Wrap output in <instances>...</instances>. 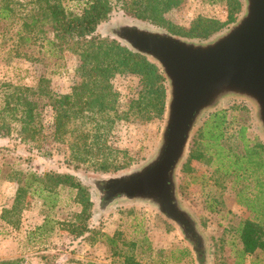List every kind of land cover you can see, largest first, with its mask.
<instances>
[{
  "label": "trees",
  "instance_id": "16d2710c",
  "mask_svg": "<svg viewBox=\"0 0 264 264\" xmlns=\"http://www.w3.org/2000/svg\"><path fill=\"white\" fill-rule=\"evenodd\" d=\"M183 1L0 0V57L3 61L23 58L48 65L58 63L67 52H72L79 58L77 70L81 78L69 93L56 92L45 76H40L35 84L3 82L0 136L11 137L16 133L19 143L32 149L39 135L48 134L66 145V162L74 168L107 173L128 165L131 157H120L121 150L114 139L118 122L130 117L149 121L155 115H163L168 94L166 79L158 64L118 40L97 33L98 27L110 18L117 3L136 19L164 26L187 38H209L227 24L203 15L194 18L189 27L171 23L165 14L180 7ZM220 1H226L229 21H234L243 8L242 0ZM127 73L139 77L141 88L124 105L114 82L117 76ZM48 108L50 121L45 118ZM226 127L225 111L212 114L206 120L195 137L187 168L193 159L216 157L234 179H238L241 170L252 169L259 191L252 197L245 195L243 189L239 200L258 214L243 220L238 232L244 254L264 252V142H252L247 137L246 127L241 126L235 136L240 147L234 146ZM8 150L16 152V147L0 149V181L18 183L10 212L19 214L33 197L43 199L48 209L55 208L62 190H75L81 211L63 223L76 236L94 231L89 227L93 202L89 189L79 179L68 172L19 168L20 164L16 166L8 159ZM51 226L52 219L47 214L43 224L33 232L50 231ZM119 235L117 232L108 236L111 245H116ZM131 245L134 248L136 243ZM148 248L152 249L150 245ZM161 252L159 263L167 264L170 254ZM185 252L190 253L188 249ZM126 255L125 264H141L135 255ZM44 257L50 259L49 255ZM0 264H22V259H3Z\"/></svg>",
  "mask_w": 264,
  "mask_h": 264
},
{
  "label": "rangeland",
  "instance_id": "374dc122",
  "mask_svg": "<svg viewBox=\"0 0 264 264\" xmlns=\"http://www.w3.org/2000/svg\"><path fill=\"white\" fill-rule=\"evenodd\" d=\"M243 10L244 5L234 21L241 16ZM199 15L227 22L214 34L234 22L229 21L226 1L220 0H184L180 7L165 14L171 23L184 27H189ZM120 19L139 21L126 14L117 3L110 18L99 25L97 33L118 40L109 26ZM149 24L170 31L164 26ZM9 59L11 60L7 62L0 57V91L5 81L35 84L40 76H45L56 92L69 93L73 85L81 80L77 70L79 58L72 52H67L58 63L48 65L23 58ZM114 84L124 105L141 88L139 77L128 73L117 76ZM221 111L226 112V131L231 144L240 147L235 136L241 126L246 127L247 137L252 142H264V133L258 126L254 106L242 98L225 100L205 114L192 134L188 154L177 172L179 195L207 238L209 264H264V252L257 251L252 255L243 253L238 232L243 220L254 218L258 214L239 200L243 189L245 195L252 197L259 191L255 186L252 169L241 170L238 179H234L233 175L226 173L225 167L220 166L216 157L210 160L193 159L187 168L197 133L212 114ZM45 118L51 120L50 108L46 110ZM164 122L165 112L163 115L153 116L149 121L135 117L120 119L115 130L116 146L121 150V158L131 157L132 160L128 165L107 173L69 166L66 162V145L48 134L39 135L32 149L19 143L16 133L11 137L0 136V149L16 147V152L8 150V159L16 163V166L20 164L19 168L37 172H68L80 180L89 189L93 202L89 227L94 230L76 236L63 223L73 219L81 211L75 190H62L55 208L48 209L43 199L33 197L27 208L19 214H13L10 210L18 183L3 180L0 181V260L21 258L22 264H125L126 254H133L141 264H161L159 259L163 250L170 254L167 264H199L197 255L191 250L179 226L154 206L140 201L116 202L101 214L97 191L85 181L86 176L109 177L142 165L157 150ZM47 214L52 219L53 229L34 233L35 228L43 224ZM117 232L120 235L113 246L108 241V236ZM133 242L136 243L134 248L131 247ZM187 249L189 254L185 252ZM47 255L50 259H45L44 256Z\"/></svg>",
  "mask_w": 264,
  "mask_h": 264
},
{
  "label": "water",
  "instance_id": "95a60500",
  "mask_svg": "<svg viewBox=\"0 0 264 264\" xmlns=\"http://www.w3.org/2000/svg\"><path fill=\"white\" fill-rule=\"evenodd\" d=\"M242 2L241 16L206 39L179 36L142 20L120 19L109 26L123 45L160 67L168 85L165 122L157 150L142 165L85 181L97 191L101 214L116 202L154 206L179 226L199 264H209L208 241L177 183L192 134L206 113L229 98L252 104L264 133V0Z\"/></svg>",
  "mask_w": 264,
  "mask_h": 264
}]
</instances>
